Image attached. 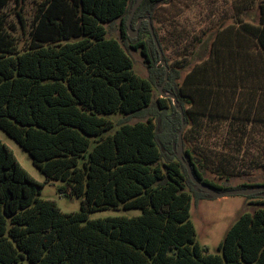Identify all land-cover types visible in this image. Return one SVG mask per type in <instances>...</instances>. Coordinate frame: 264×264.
Masks as SVG:
<instances>
[{"label": "trees", "instance_id": "16d2710c", "mask_svg": "<svg viewBox=\"0 0 264 264\" xmlns=\"http://www.w3.org/2000/svg\"><path fill=\"white\" fill-rule=\"evenodd\" d=\"M11 1L0 0V129L30 154L47 183L62 182L60 191L82 202L79 212L64 213L43 199L40 185L0 140V264H264V206L234 222L218 253L197 240L192 198L212 197L195 189L178 156L182 120L173 101L154 100V84L164 83L166 67L157 59L148 22L138 37L128 35L136 0H45L26 49L6 30L2 10ZM165 1L144 0L132 25L143 16L153 20ZM118 20L122 43L108 38L105 27ZM238 31L239 38H256L264 51V15L258 24L240 23ZM146 33L149 40L142 39ZM123 43L141 50L152 69L149 79L134 71ZM217 47L213 61L193 67L182 84L181 71L167 66L164 90L183 107L186 124L213 115L228 93L221 87L233 88V77L216 79L223 73ZM248 64L235 67L241 71ZM208 75L211 87L203 82ZM239 77L236 90L245 84ZM144 112L152 114L147 121L123 123L111 133L115 125L107 115ZM184 157L197 179L217 191L264 186H232L222 175L216 182L205 176L204 161L192 150ZM257 195L264 192L247 197ZM121 207L140 209L141 215L89 219L92 212Z\"/></svg>", "mask_w": 264, "mask_h": 264}, {"label": "rangeland", "instance_id": "374dc122", "mask_svg": "<svg viewBox=\"0 0 264 264\" xmlns=\"http://www.w3.org/2000/svg\"><path fill=\"white\" fill-rule=\"evenodd\" d=\"M44 5L45 0H12L2 10L7 18L6 30L20 49L29 47L33 38V29L37 25ZM263 8L264 0H166L158 4L153 11L152 25L158 35L164 60L167 66L181 71L179 83H183L193 67L213 61V57L210 56L219 48L217 46H221V55L218 57L222 59L220 64L223 66V69H220L221 72L223 71L222 75L216 78L218 83L223 77L237 76L238 72L239 80L245 82L238 87L241 90L236 92L238 102L230 106L231 110L221 106L208 118H202L196 123L190 119L183 132L184 154L187 149L192 150L197 157L203 159L207 178L220 183L221 175L224 176L223 178L229 177L232 186L243 183L264 184V89L262 87L264 51L260 49L256 38L245 34L244 38L238 36L241 33L238 31L240 23L258 24L264 15ZM20 15L23 22H20ZM121 24L118 20L112 25H105L108 30L107 37L122 43ZM131 28L134 31L135 27L132 24ZM142 39L149 40V34H144ZM123 46L134 60V71L142 78L149 79L152 69L148 68L141 50L128 49L124 43ZM240 51L248 57H242ZM157 59H160L159 55ZM243 60H248L251 64L242 66L243 70L239 71L235 65ZM228 62L231 66L226 72ZM160 63L163 65L161 59ZM156 66H159V62ZM257 67H259L258 71H256ZM211 77L208 75L203 78L204 85L211 87ZM161 86L162 83L154 84L155 101L159 97L162 98L158 89ZM221 88L225 89L224 86ZM251 102L252 107H256V111L248 116L246 111ZM233 112L238 115L223 116ZM150 116H152L151 112H144L133 116L115 113L106 117L115 125L111 131L113 133L123 123L135 124L147 121ZM0 140L13 150L23 169L40 185L43 199L55 201L64 213L80 211L82 198L63 194L60 191L62 186L60 181L47 183L45 176L33 165L30 154L20 148L1 129ZM176 150L178 153V144ZM262 203H264V195L252 198L235 195L199 200L193 196L190 215L199 244L210 253H218L220 243L234 222L243 213H253L256 208L264 206ZM139 215H141L140 209L121 207L92 212L89 214V219L123 216L131 218Z\"/></svg>", "mask_w": 264, "mask_h": 264}, {"label": "water", "instance_id": "95a60500", "mask_svg": "<svg viewBox=\"0 0 264 264\" xmlns=\"http://www.w3.org/2000/svg\"><path fill=\"white\" fill-rule=\"evenodd\" d=\"M143 1L144 0H136V3L133 6V9H132L130 16H129V19H128V28H129L128 35L131 38H135L139 32V27H140L141 22L143 20H146L148 22L150 33L152 35L153 41H154V43L157 47V50H158V55H159L163 65L166 67L165 81L162 84V86L159 87L158 89H159L160 94L162 95V98L171 99L173 101V105L176 107L177 111L181 115L182 127H181V130H180L179 135H178V156L183 161V163L185 164L187 171H188V175L190 177V180L194 184L195 189L207 193L212 198H223V197L235 196V195L250 196V195L263 193L264 192V186L252 187V188L230 189V190H226V191H222V192L217 191L214 188H212V187L202 183L201 181H199L197 179L194 171H193L192 165L185 160L184 151H183V141H182L183 140V132H184L185 127H186L185 115H184L183 107L178 105V101H177V98L175 97V95H173L172 93L164 91V87L168 81L169 68L167 67L166 61L164 60V53L161 49V46L159 44V41H158L156 34H155V31L153 29L152 19H151V17H146V18L140 19L138 21V24H137L136 28L134 29V31H132V28H131L132 19L135 15V12L140 7V5L142 4Z\"/></svg>", "mask_w": 264, "mask_h": 264}, {"label": "crops", "instance_id": "0c3cea01", "mask_svg": "<svg viewBox=\"0 0 264 264\" xmlns=\"http://www.w3.org/2000/svg\"><path fill=\"white\" fill-rule=\"evenodd\" d=\"M262 80V79H261ZM263 82H264V80H262ZM236 79H235V77H233L232 79H231V84H232V87L233 88H225L224 90L225 91H227L228 93H227V95L228 96H226V97H224V98H222L221 100H220V103H222V105H223V107L225 106H227V107H229V105H236V102H238V97H236V92L237 91H241L240 90V88L238 89V90H236V86H233V85H236ZM262 87H263V89H264V83H263V85H262ZM264 91V90H263ZM263 95H264V93H263ZM235 101V102H234ZM243 101V100H242ZM253 105H252V102H251V104L249 105L248 104V109H247V115L248 116H251L252 114H254V112L256 111L255 110V108H253L252 107Z\"/></svg>", "mask_w": 264, "mask_h": 264}, {"label": "flooded vegetation", "instance_id": "af4514ba", "mask_svg": "<svg viewBox=\"0 0 264 264\" xmlns=\"http://www.w3.org/2000/svg\"><path fill=\"white\" fill-rule=\"evenodd\" d=\"M146 17H148V16H145V17L143 16V17L139 18L138 21H139L140 19H143V18H146ZM138 21H137V24H138ZM145 22H147V21H146V20H143V21L141 22L140 27H139V31H140V28L142 27V25H143ZM137 24H136V26H137ZM135 28H136V27H135ZM138 34H139V32H138ZM138 34H137V35H138Z\"/></svg>", "mask_w": 264, "mask_h": 264}]
</instances>
